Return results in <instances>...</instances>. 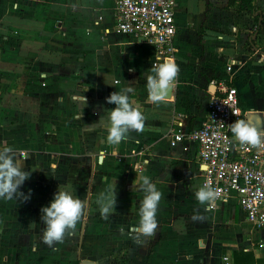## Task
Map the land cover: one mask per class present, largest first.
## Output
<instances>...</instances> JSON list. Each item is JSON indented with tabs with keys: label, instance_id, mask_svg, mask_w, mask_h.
Instances as JSON below:
<instances>
[{
	"label": "crops",
	"instance_id": "0c3cea01",
	"mask_svg": "<svg viewBox=\"0 0 264 264\" xmlns=\"http://www.w3.org/2000/svg\"><path fill=\"white\" fill-rule=\"evenodd\" d=\"M175 2L171 59L179 71L169 98L154 104L145 86L154 47L117 32L114 0H0V148L12 146L31 171L20 188L31 190L29 199L0 198V264H236L234 253L248 255L240 264H264V231L245 221L235 200L215 210L200 204L197 145H172V131L205 122L217 94L212 81L231 80L245 119L264 132V0H255L262 22L253 45L255 20L228 0ZM123 88L144 129L112 145L99 118L115 107L106 97ZM141 175L162 196L155 234L134 239ZM57 188L73 191L84 211L49 246L40 208ZM102 192L115 193L108 219L97 202Z\"/></svg>",
	"mask_w": 264,
	"mask_h": 264
},
{
	"label": "built area",
	"instance_id": "2783aa9c",
	"mask_svg": "<svg viewBox=\"0 0 264 264\" xmlns=\"http://www.w3.org/2000/svg\"><path fill=\"white\" fill-rule=\"evenodd\" d=\"M114 4L117 32L151 44L154 66L163 59L174 58L178 28L175 0H114ZM211 84L217 86V94L210 98L205 122L186 133L172 131V145H197L199 164L206 166L202 167L201 186L208 184L217 194L209 210L235 200L245 221L254 230L264 231V143L253 146L234 137L232 124L246 118L237 88L231 80ZM137 168L140 171L142 166Z\"/></svg>",
	"mask_w": 264,
	"mask_h": 264
},
{
	"label": "clouds",
	"instance_id": "9594fccd",
	"mask_svg": "<svg viewBox=\"0 0 264 264\" xmlns=\"http://www.w3.org/2000/svg\"><path fill=\"white\" fill-rule=\"evenodd\" d=\"M131 71V69H130ZM179 68L171 59L161 60L156 64L152 72H146V90L149 98L154 104L164 100L169 94ZM129 88L113 91L106 97V101L114 104L115 107L106 110L107 118L100 116L99 122L107 127V142L118 145L125 139L130 130L143 131L144 116L138 107H134L130 101ZM83 104L87 103V98L81 96ZM82 113V112H81ZM234 137L243 144L253 146L264 143V132L257 129L247 119H240L231 126ZM145 163H148L145 161ZM202 167H206L202 165ZM31 175V171L24 169V164L19 160L17 151L12 146L0 148V198L13 199L19 197L20 200L30 198L31 190L28 194L20 191L24 181ZM139 188L143 192L138 209V222L129 229L134 239L140 237H150L157 230V211L162 193L153 183L149 176L139 177ZM216 192L208 185H202L195 190V199L200 204H206L216 199ZM115 193L111 196L100 193L98 204L100 214L108 219L114 211ZM84 211L83 201L73 191L64 188H57L52 199L40 208V220L43 223L41 239L43 243L52 246L56 242L62 241L65 233L73 229ZM199 215H194V220L202 219ZM35 247V246H34Z\"/></svg>",
	"mask_w": 264,
	"mask_h": 264
},
{
	"label": "trees",
	"instance_id": "16d2710c",
	"mask_svg": "<svg viewBox=\"0 0 264 264\" xmlns=\"http://www.w3.org/2000/svg\"><path fill=\"white\" fill-rule=\"evenodd\" d=\"M228 6H236V9L239 12H246L253 17L255 22H258V17H255L254 14L259 11L258 6L255 4V0H228ZM248 256L246 254H237L234 253V260L236 264L245 263L247 260L244 258ZM254 262V259H251Z\"/></svg>",
	"mask_w": 264,
	"mask_h": 264
},
{
	"label": "water",
	"instance_id": "95a60500",
	"mask_svg": "<svg viewBox=\"0 0 264 264\" xmlns=\"http://www.w3.org/2000/svg\"><path fill=\"white\" fill-rule=\"evenodd\" d=\"M254 15L258 17V24L261 25V22H262V16H261L260 11L257 12V13H255ZM256 37H257V32H255V33L252 35V37H251L250 43H251L252 45H253V42L256 40ZM171 93H172V88H171L169 94L167 95V97H165V98H169V96L171 95ZM251 117H260V116H259L258 114H251Z\"/></svg>",
	"mask_w": 264,
	"mask_h": 264
},
{
	"label": "rangeland",
	"instance_id": "374dc122",
	"mask_svg": "<svg viewBox=\"0 0 264 264\" xmlns=\"http://www.w3.org/2000/svg\"><path fill=\"white\" fill-rule=\"evenodd\" d=\"M260 25L258 24V23H255V26H252L251 27V29H250V34H249V42H250V40H251V37H252V35L255 33V32H257V35H258V33H259V30H260ZM257 40V39H256ZM256 40L253 42V44H255L256 43ZM251 44V43H250ZM252 45V44H251ZM256 46V45H255ZM250 47V46H249ZM258 49H262V50H264V47H261L260 45H259V48Z\"/></svg>",
	"mask_w": 264,
	"mask_h": 264
}]
</instances>
